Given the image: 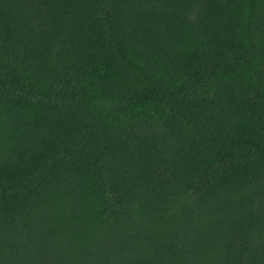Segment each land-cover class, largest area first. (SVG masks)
Masks as SVG:
<instances>
[{"label": "trees", "instance_id": "trees-1", "mask_svg": "<svg viewBox=\"0 0 264 264\" xmlns=\"http://www.w3.org/2000/svg\"><path fill=\"white\" fill-rule=\"evenodd\" d=\"M0 264H264V0H0Z\"/></svg>", "mask_w": 264, "mask_h": 264}]
</instances>
